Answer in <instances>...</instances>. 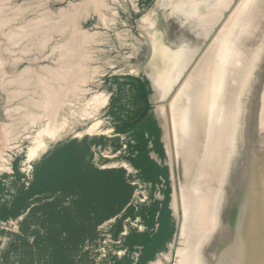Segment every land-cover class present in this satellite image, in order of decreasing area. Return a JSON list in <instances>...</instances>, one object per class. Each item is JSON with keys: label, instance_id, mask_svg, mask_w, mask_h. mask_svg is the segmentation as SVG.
Instances as JSON below:
<instances>
[{"label": "rangeland", "instance_id": "374dc122", "mask_svg": "<svg viewBox=\"0 0 264 264\" xmlns=\"http://www.w3.org/2000/svg\"><path fill=\"white\" fill-rule=\"evenodd\" d=\"M228 1L223 12L217 0H0V264H175L171 102L244 0ZM199 9L216 11L213 34L164 85ZM65 147L66 162L40 169ZM249 148L250 198L264 201V152L257 162Z\"/></svg>", "mask_w": 264, "mask_h": 264}, {"label": "bare ground", "instance_id": "6f19581e", "mask_svg": "<svg viewBox=\"0 0 264 264\" xmlns=\"http://www.w3.org/2000/svg\"><path fill=\"white\" fill-rule=\"evenodd\" d=\"M217 1L225 12L229 1ZM191 8L186 9V18L196 13ZM213 13L199 9L186 31L187 43L177 48L175 71L159 82L166 85L172 78L177 80L189 65L213 34L218 22L208 20ZM174 24H167V32L175 31ZM208 40L170 107L182 180L183 216L175 264H213L211 255L218 257L217 264H264V216L260 215L264 201L250 198L254 168L249 167L245 150L249 145L250 152L257 150L260 162L264 152V0L241 1ZM165 50L161 47L160 55ZM249 113L254 117L252 125H248ZM33 119L41 121L36 114Z\"/></svg>", "mask_w": 264, "mask_h": 264}, {"label": "trees", "instance_id": "16d2710c", "mask_svg": "<svg viewBox=\"0 0 264 264\" xmlns=\"http://www.w3.org/2000/svg\"><path fill=\"white\" fill-rule=\"evenodd\" d=\"M67 151H68L67 147L57 151L56 153H54V155L52 157H50L47 160V162H45L42 166H40V169L45 171V172L51 171L52 170L51 167L56 163L55 161L57 160V158H58L57 162L58 161H60L61 163L62 162H66L67 161V157L69 156ZM5 210H6L5 207L0 209V212H1L0 213V218L3 215V213L5 212Z\"/></svg>", "mask_w": 264, "mask_h": 264}]
</instances>
